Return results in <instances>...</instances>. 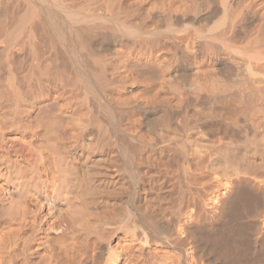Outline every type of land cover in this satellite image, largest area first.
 I'll return each mask as SVG.
<instances>
[{
	"label": "bare ground",
	"instance_id": "1",
	"mask_svg": "<svg viewBox=\"0 0 264 264\" xmlns=\"http://www.w3.org/2000/svg\"><path fill=\"white\" fill-rule=\"evenodd\" d=\"M0 264H264V0H0Z\"/></svg>",
	"mask_w": 264,
	"mask_h": 264
}]
</instances>
